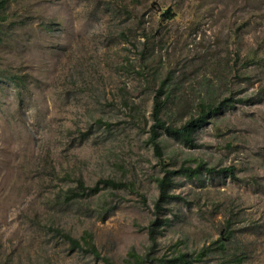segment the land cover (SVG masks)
Wrapping results in <instances>:
<instances>
[{"label": "rangeland", "instance_id": "374dc122", "mask_svg": "<svg viewBox=\"0 0 264 264\" xmlns=\"http://www.w3.org/2000/svg\"><path fill=\"white\" fill-rule=\"evenodd\" d=\"M157 95L168 123L212 111L193 146L162 131L159 150L150 142ZM199 162L231 172L175 174L158 209V179ZM78 177L125 186L71 199ZM85 233L97 253L64 236ZM181 253L264 264V0H9L0 264H181Z\"/></svg>", "mask_w": 264, "mask_h": 264}, {"label": "trees", "instance_id": "16d2710c", "mask_svg": "<svg viewBox=\"0 0 264 264\" xmlns=\"http://www.w3.org/2000/svg\"><path fill=\"white\" fill-rule=\"evenodd\" d=\"M9 0H0V12L4 11L5 7L7 6ZM163 15H166L168 17H172L170 11H165ZM162 94V93H161ZM166 99H161V96L157 95L154 99L153 103V111H152V117L154 120L153 123V135L151 137V143L154 144V147L159 150V144L157 142V138L159 136V132H164L167 135L174 137L182 142H184L187 145L193 146L194 144V133L196 129L203 124L207 122V119L209 118L211 114V110L202 109L201 112L197 116L190 117L187 121H185L181 125H175L173 123H168V121L162 116L163 110L165 108ZM207 171L209 173H215V172H231V168H223V169H216L214 167H208L203 162L197 163L195 167L191 166H181L178 170H169L166 172V174L158 179V187H159V198L157 200L156 206L158 209L160 206H163V204L173 198L172 194L170 193L171 188H173L174 183V175L175 174H185L188 177H195L198 176L201 172ZM104 183V187H111L114 189H119L125 186L123 182L116 181L113 179H104L103 181H100ZM100 182L96 183L94 186H87L84 179L82 177H78L77 179V186L75 188H71L69 190V195L71 196V199H74L76 197L81 196L83 193L87 192V194H96L100 191L101 185ZM223 237L224 240L223 244L226 240H229L231 238V226L230 224H227L225 230L223 231ZM65 237H67L74 246L76 247H82V244L84 243L87 248L97 253V249L95 246V243L93 242V237L90 233H85L80 239L73 238L69 234H65ZM176 262H179L181 264H192L191 261L187 258L186 253H181L178 257L175 259Z\"/></svg>", "mask_w": 264, "mask_h": 264}]
</instances>
